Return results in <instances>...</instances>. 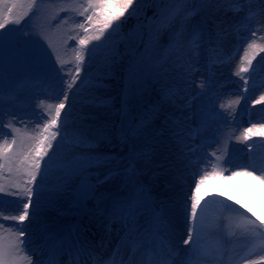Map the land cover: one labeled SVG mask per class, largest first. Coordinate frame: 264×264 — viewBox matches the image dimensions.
I'll return each instance as SVG.
<instances>
[{"label": "rangeland", "instance_id": "1", "mask_svg": "<svg viewBox=\"0 0 264 264\" xmlns=\"http://www.w3.org/2000/svg\"><path fill=\"white\" fill-rule=\"evenodd\" d=\"M118 2L122 0H105L108 7L101 18L118 12L113 7ZM30 4L31 0H0V15H9L12 21L3 31L15 29L16 41L5 47L0 76V148L12 145L7 160L0 156V163L6 165L0 169V224L4 225L0 234L16 243L19 264H30L25 254L30 247L21 243L18 230H35L24 223L45 233L38 240L41 248L48 239L68 244L73 239L81 246L77 232L84 224L98 219L105 225L111 215H118V222L127 227L120 235L122 252L129 245L130 230L158 232L156 243L162 244L170 264H264V225L260 224L264 219V119L255 134L247 131L245 120L264 97V52L260 51L264 4L189 0L179 6L163 0H134L114 22V31L108 29L101 40H91L83 49L78 41L87 34L78 25L85 20L79 13L86 0H36L31 10ZM178 7L182 10L175 14L165 11ZM197 33L200 40L193 47ZM226 36L234 40L226 45L227 55L221 44ZM251 42L249 65L245 53ZM97 45L101 47L89 57V50ZM37 52L46 55L38 57ZM77 53L84 61L69 91L71 111L66 131L60 130L66 139L59 158L87 154L98 162L94 160L83 175L73 176L65 188L57 189L50 174L39 215L29 216L31 223L5 220L23 212L28 163L44 123L55 114L76 76ZM242 67L248 71L241 72ZM86 75L88 82L81 87ZM73 92H77L74 97ZM64 112H69L68 102L62 120ZM76 137L85 138L89 146H75ZM60 140L57 136L53 146ZM68 148L74 151L70 154ZM182 153L187 155L188 170L180 161ZM176 159L177 166L172 163ZM158 179L159 193L191 187L200 200L195 245L184 244L188 234H169V221L155 211L153 187ZM97 204L108 212H89ZM86 235L94 239L93 233ZM142 246L150 250L156 245L146 240ZM140 248L134 253L138 264L144 253ZM193 248L197 255L186 254Z\"/></svg>", "mask_w": 264, "mask_h": 264}, {"label": "snow or ice", "instance_id": "2", "mask_svg": "<svg viewBox=\"0 0 264 264\" xmlns=\"http://www.w3.org/2000/svg\"><path fill=\"white\" fill-rule=\"evenodd\" d=\"M170 5H179L185 6L189 3V0H163ZM262 4H264V0H260ZM134 0H122V2H118L113 4V7L118 9V12L113 14L103 15L101 18L104 9L108 7L105 3V0H86V5L82 6V11L79 13L81 16L85 17V20L81 22L78 26L83 29V31L87 34L83 38L79 39V45L83 49L86 45L89 44L91 40L99 41L102 37L105 36V32L112 28L113 31L115 28L113 27L114 22L119 20L120 17L124 16L125 12L133 5ZM36 0H31L30 10L32 6H35ZM182 10V7L178 8H169L165 11L168 13L175 14ZM8 13H11L12 9H7ZM261 15H264V10L261 11ZM9 15H0V76L4 71L3 68V52L5 47H12L15 44V37L13 36V32L15 29H8L7 31H3L6 29V26L11 23ZM87 25V26H86ZM253 36H256L257 33L253 32ZM264 38V37H262ZM200 40L199 33L195 34L192 38L191 45L193 47H198L196 42ZM253 44H250L249 47H253ZM101 47V45L94 46L93 49L89 50V57L93 55L95 49ZM261 52H264V48H260ZM46 55V53L37 52V56ZM77 66H76V76L73 77L71 83L68 84V91L64 92L63 100L60 101L55 107V114L43 125V132L41 139L39 140V145L35 150V155L31 157V160L28 163L26 175L28 179L24 182L26 185V195L27 202L23 203V212L17 216H5L3 219L15 220L23 224L24 221L29 220V216L32 218H36L39 215V210L41 206L42 200L45 198V182L48 180L50 174H54V179L56 181V188H65L68 185L69 180L75 175H83L84 171L87 167L92 166L93 161L98 162V158H94L90 155H74L71 158H59L58 150L61 148L63 141L66 139L60 130L67 129V119L69 113L71 111V100L69 96V91L73 88L77 78H79V73L81 72V64L84 61V56L80 53H77ZM252 63L251 59L248 60V64ZM53 71H55L53 69ZM241 72L248 71L247 67H242L240 69ZM88 82L87 75L81 79V87H83ZM79 88H77V92H79ZM77 92H73L72 96L74 97ZM264 100V97L261 98ZM66 102H68L69 112H64V118L61 119L62 111L66 107ZM252 129H248L250 132ZM15 133H13V137ZM57 136H61V140L57 141L56 146H53L52 141L57 140ZM248 139L247 136L244 137ZM12 143H15V139L13 138ZM75 146L86 149L89 145L85 138L76 137L73 141ZM12 145L5 143L2 148H0V156H4L5 160L8 159L7 153L11 149ZM51 150V154L49 151ZM67 151L71 154L74 149L68 148ZM45 156H47V160H45ZM27 160L28 158L25 157ZM43 162V165H42ZM6 165L4 163H0V169H3ZM39 177V179H37ZM203 183V179H201L196 186V190H199V185ZM33 185H35L33 187ZM3 191V188H0V192ZM191 205L190 211L187 212L188 221L190 226L187 229L188 238L184 240V244L188 245L191 241L193 245L196 244L197 236L199 233L198 221H199V213L198 208L200 205V200L197 198L195 194L190 197ZM3 201H0V206H2ZM187 208V206H185ZM227 207V206H226ZM33 211L30 213L29 209ZM235 211V210H233ZM133 215L131 209H129V217ZM32 221L29 220V223ZM248 224H252L251 220L247 221ZM260 224L264 225V219L260 220ZM4 225L0 224V229H3ZM19 235L23 237L25 235L24 229L21 228L18 230ZM158 232H145L143 234L138 231L129 232V243L135 251L137 248L143 245V243L147 240L155 244V247L150 248L151 253L155 257L154 260L151 261V264H170V261L167 259V253L163 251L162 244H157ZM21 243H25L21 241ZM71 246V245H70ZM45 250L37 249L36 254L38 259L35 261V264H59V261L56 259V250L54 247L44 246ZM171 251V250H169ZM18 248L15 242L7 239L3 234H0V262L4 260H10L12 264H19V260L21 259L18 254ZM186 254L191 256L197 255L196 250L188 249L185 250ZM92 257L91 264H100V260L95 257L94 254L89 253ZM47 255V259H43V257ZM31 264V262H30ZM79 264V261H77ZM83 264H89L86 260ZM104 264H112V261H104ZM121 264H136L135 260L129 257L128 260H122ZM250 264H262V262L258 261H250Z\"/></svg>", "mask_w": 264, "mask_h": 264}, {"label": "bare ground", "instance_id": "3", "mask_svg": "<svg viewBox=\"0 0 264 264\" xmlns=\"http://www.w3.org/2000/svg\"><path fill=\"white\" fill-rule=\"evenodd\" d=\"M231 36H226L225 39H222V46H223V52L227 55L228 54V47L226 45L231 44ZM233 40V39H232ZM234 41V40H233ZM252 44V42H251ZM231 50L234 49V45H232ZM250 49L249 45L246 48V55L249 59L252 58V55L249 56L250 51H248ZM232 52V51H231ZM230 52V53H231ZM252 53H253V49H252ZM248 58H246L248 60ZM246 60V61H247ZM262 110H264V100H260L250 111L249 114L246 116V119L249 123L247 125V131L248 129H252L250 131V133L255 134V132L257 131V129H259V126L262 124V119H264L263 117V113ZM260 115V117H259ZM254 117V120H252V117ZM260 118V119H259ZM98 130V128H96ZM95 130V129H93ZM249 132V131H248ZM94 142H96L94 140ZM183 155L180 158V161L182 163V165L186 166L185 169L188 170L189 169V164H187L188 159H187V155L185 153H182ZM172 163L176 165L177 163V159L176 160H172ZM172 164V165H173ZM190 178V177H189ZM189 179L187 177V183H188ZM159 185V187H158ZM161 180L158 179L157 182H155L154 184V189H155V211H158L159 214L161 215L163 220H167L169 221V234L175 235L176 237H185L188 233H187V229L190 226V223L188 221V217H187V212L190 211V205H191V201L188 199L192 196V189L191 187H186L187 189H183L181 191H179L178 193L174 192H163V193H159L158 189L161 188ZM194 186V185H193ZM92 200H90L91 202ZM185 201V202H184ZM98 203V201H97ZM102 203V202H100ZM96 204V203H95ZM96 207H92L91 210L89 212L91 213H98L96 211V209H99V213H106L108 212V209L105 208V206L103 205H99ZM187 206V208L185 207ZM118 221L119 220H113L112 221V225L113 228L109 229L110 232H113L114 234L110 237V239L108 240V242H106V245L102 248V250L97 249V244L98 241H100V239L104 236V232L106 231L105 226L106 225H101V223L99 222V220H92V221H88L84 224L83 230L81 228V230L79 232H77V236H78V240L80 241V243L84 246L83 248L85 249L86 246H91L94 250H95V257H97L98 259L100 258H104L106 256V253H108V249L111 245V242L116 239V234L121 232L122 227L121 225H118ZM24 225H28L29 228L31 227L32 229L35 228L34 232L32 231V233H30V231H27L25 233V235L22 237L21 240H23L25 243H27L28 247H30L28 250H25V254L27 257V261L31 262V261H35L38 256L36 254V250L39 248L41 250H45L44 246H40V243H38V240H43V237L45 236V233L42 232L37 226L33 225V224H26L24 223ZM23 225V226H24ZM104 226V227H103ZM37 227V228H36ZM36 232V233H35ZM86 232H89V234L93 233V241H90L88 236L86 235ZM52 239H48L47 244L50 246ZM63 242V241H62ZM96 244V247H93ZM63 244H57L55 243L54 248L56 250V254L60 248V246H62ZM93 245V246H92ZM118 247V246H117ZM121 247V243L120 246ZM37 248V249H34ZM21 251H24L23 249H21ZM115 252V250H114ZM113 252V253H114ZM165 252V251H164ZM167 253V252H165ZM170 253V252H169ZM84 255H86L85 258L87 261H90V254L89 253H85L83 252ZM92 258V257H91ZM119 259V258H118ZM215 259V257H214ZM199 260V259H198Z\"/></svg>", "mask_w": 264, "mask_h": 264}, {"label": "trees", "instance_id": "4", "mask_svg": "<svg viewBox=\"0 0 264 264\" xmlns=\"http://www.w3.org/2000/svg\"><path fill=\"white\" fill-rule=\"evenodd\" d=\"M119 25H121V23L118 22Z\"/></svg>", "mask_w": 264, "mask_h": 264}]
</instances>
